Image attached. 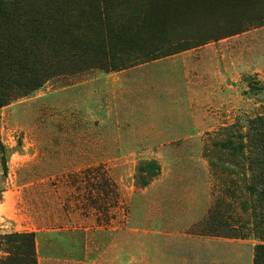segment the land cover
<instances>
[{
	"label": "rangeland",
	"instance_id": "rangeland-1",
	"mask_svg": "<svg viewBox=\"0 0 264 264\" xmlns=\"http://www.w3.org/2000/svg\"><path fill=\"white\" fill-rule=\"evenodd\" d=\"M177 2L222 36L186 41L191 15L172 16V52L151 58L161 35L124 37L139 14L72 25L65 42L127 68L89 64L0 109V237L33 233L37 264H254L264 0Z\"/></svg>",
	"mask_w": 264,
	"mask_h": 264
},
{
	"label": "trees",
	"instance_id": "trees-1",
	"mask_svg": "<svg viewBox=\"0 0 264 264\" xmlns=\"http://www.w3.org/2000/svg\"><path fill=\"white\" fill-rule=\"evenodd\" d=\"M172 1L174 0H0V109L19 97H28L49 79L81 71L82 67L89 64L105 71L127 68L121 58L114 56L111 49L95 53L97 57L93 58L91 49L85 48V45H78L76 48L77 41L65 42L61 37L72 25L84 26L86 22L100 24L102 19L115 18L122 13H132L133 16L139 14V27L134 30L126 29L124 37L130 42H141L152 34L157 39L161 35L162 40L156 43L157 48L149 51L152 58L154 54L161 52L164 46L160 49V45L169 42L164 34L172 16L178 18L185 14L191 15L181 13L190 4L187 7L189 10L193 2L186 5L177 2L176 9L172 11ZM246 1L234 0L238 3ZM190 18L189 22L182 25L187 30L184 32L186 41L192 39L197 42L198 38L201 41L205 38L215 40L222 36L213 35L210 30L199 33V15L193 13ZM138 37L143 39L138 40ZM177 44L181 45L182 42ZM170 52L172 51L167 50L158 56ZM150 57H145L143 61L150 60ZM130 60L132 59L125 58V61ZM254 125L264 126V119H260L259 124L254 121ZM148 167L151 170L153 165ZM254 194V215L264 221V209L261 207L264 190ZM0 239L6 245L7 254L0 264H37L33 233L6 234ZM254 264H264V245L256 250Z\"/></svg>",
	"mask_w": 264,
	"mask_h": 264
}]
</instances>
